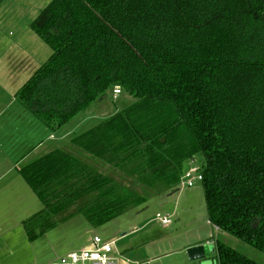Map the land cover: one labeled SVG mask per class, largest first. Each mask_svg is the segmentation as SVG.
<instances>
[{"label": "trees", "instance_id": "1", "mask_svg": "<svg viewBox=\"0 0 264 264\" xmlns=\"http://www.w3.org/2000/svg\"><path fill=\"white\" fill-rule=\"evenodd\" d=\"M31 28L52 51L16 92L31 114L58 129L118 86L132 103L71 142L158 192L200 154L207 219L264 253V0H51ZM19 173L29 240L146 201L61 148ZM215 261L260 264L221 241Z\"/></svg>", "mask_w": 264, "mask_h": 264}, {"label": "rangeland", "instance_id": "2", "mask_svg": "<svg viewBox=\"0 0 264 264\" xmlns=\"http://www.w3.org/2000/svg\"><path fill=\"white\" fill-rule=\"evenodd\" d=\"M50 1L2 0L0 3V96H13L51 55L49 46L31 28V22ZM131 103L132 98L124 92L114 95L112 91L105 99L96 101L89 110L78 115L85 114L87 119L72 136L86 131ZM61 143L59 147L142 195L146 201L98 226L91 225L81 215H75L30 241L20 229L19 236L15 238L17 241L1 254L5 264H52L68 252L84 248L93 234L108 241L114 240L120 254L118 260L126 264H202L187 256L188 246L196 241L205 243L204 264H216L217 241L264 264L263 252L208 223L200 182L175 192H158L92 157L70 140ZM202 163V156L197 154L191 164L189 161L184 164L183 171ZM157 213L170 215L171 224L162 225L155 219Z\"/></svg>", "mask_w": 264, "mask_h": 264}, {"label": "crops", "instance_id": "3", "mask_svg": "<svg viewBox=\"0 0 264 264\" xmlns=\"http://www.w3.org/2000/svg\"><path fill=\"white\" fill-rule=\"evenodd\" d=\"M86 119L85 114L76 116L53 130L31 114L18 101L16 93L10 97L0 96V264H5L1 254L17 241L15 238L20 229L30 241L23 221L43 208L42 202L20 175L19 168L60 149L62 141H71L76 136L72 134ZM202 244L205 243L196 241L188 248ZM120 264L126 263L120 261Z\"/></svg>", "mask_w": 264, "mask_h": 264}, {"label": "built area", "instance_id": "4", "mask_svg": "<svg viewBox=\"0 0 264 264\" xmlns=\"http://www.w3.org/2000/svg\"><path fill=\"white\" fill-rule=\"evenodd\" d=\"M119 93L120 88L118 86L114 87L113 94L117 95ZM189 164H191V160H189ZM199 170L200 165H191L185 171H182L179 190L184 187H192L196 182H201L202 174ZM155 219L162 225L171 223V217L168 214L157 213ZM119 255L114 240L108 241L98 234H93L84 248L70 251L52 264H120Z\"/></svg>", "mask_w": 264, "mask_h": 264}, {"label": "water", "instance_id": "5", "mask_svg": "<svg viewBox=\"0 0 264 264\" xmlns=\"http://www.w3.org/2000/svg\"><path fill=\"white\" fill-rule=\"evenodd\" d=\"M164 140L165 139L162 138V141H164ZM187 256L191 260H199L202 262V264H204L203 262L206 261V254H205L204 245L202 244V245H196V246L189 247L187 249Z\"/></svg>", "mask_w": 264, "mask_h": 264}]
</instances>
